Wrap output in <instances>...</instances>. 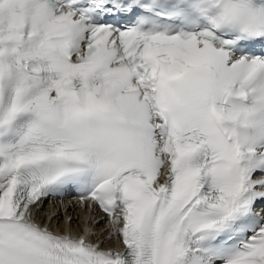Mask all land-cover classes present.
Instances as JSON below:
<instances>
[{
    "label": "snow or ice",
    "instance_id": "obj_1",
    "mask_svg": "<svg viewBox=\"0 0 264 264\" xmlns=\"http://www.w3.org/2000/svg\"><path fill=\"white\" fill-rule=\"evenodd\" d=\"M0 264H264V0H0Z\"/></svg>",
    "mask_w": 264,
    "mask_h": 264
},
{
    "label": "bare ground",
    "instance_id": "obj_2",
    "mask_svg": "<svg viewBox=\"0 0 264 264\" xmlns=\"http://www.w3.org/2000/svg\"><path fill=\"white\" fill-rule=\"evenodd\" d=\"M50 208H46L44 211H41L36 216V221L39 224H41V226L47 225V221L49 219L50 214L54 213L55 216L53 217H55V219L49 221L47 226L50 231L61 235L73 236V235H84L85 228H88L96 233L95 236L88 237L87 238L88 240H91L92 242H96L98 239L102 241H106L105 243L102 244L103 248L105 249L112 248L117 250V248L114 247L113 240L109 241L107 239L108 228L102 229L100 227H97L96 225L97 220L103 222L105 219H101L98 216H94L92 214L93 212H91V215L87 218V216L84 215V212L74 207V205L66 208L63 218L61 216V213L63 211H57L56 208H52L50 210ZM66 218H70V222L68 224H66L65 221ZM66 225H67V230H65ZM56 228H57V232L54 231V229Z\"/></svg>",
    "mask_w": 264,
    "mask_h": 264
}]
</instances>
